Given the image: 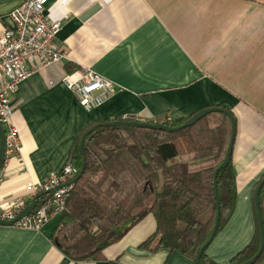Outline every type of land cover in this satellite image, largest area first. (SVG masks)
Returning <instances> with one entry per match:
<instances>
[{"label":"crops","instance_id":"obj_1","mask_svg":"<svg viewBox=\"0 0 264 264\" xmlns=\"http://www.w3.org/2000/svg\"><path fill=\"white\" fill-rule=\"evenodd\" d=\"M22 1L0 0V34ZM45 14L62 22L57 43L65 58L33 73L11 97L25 168L9 161L0 204L18 196L29 204L26 185L68 163L92 124L176 120L222 106L236 118L237 199L206 254L229 264L255 234L254 191L264 175V0H49ZM80 66L116 83L115 94L91 111L62 83ZM60 217L39 230L0 224V264H197L179 251L140 247L156 230L151 213L102 259L74 261L52 239Z\"/></svg>","mask_w":264,"mask_h":264},{"label":"trees","instance_id":"obj_2","mask_svg":"<svg viewBox=\"0 0 264 264\" xmlns=\"http://www.w3.org/2000/svg\"><path fill=\"white\" fill-rule=\"evenodd\" d=\"M191 116L157 122L176 126ZM231 132V120L222 112H211L177 132L100 125L85 139V171L69 190L53 242L74 261L102 259L108 246L121 240L151 213L156 219V230L140 247L150 252L160 248L179 251L196 261L214 225V173L226 156ZM83 133L68 159L79 169L83 161L79 149ZM217 183L221 204L219 232L229 222L236 205L237 181L232 158L219 172ZM260 203L264 222V185ZM254 209L255 234L229 264H243L259 250L255 204ZM263 260L264 249L254 264ZM201 263L217 264L207 258L206 250Z\"/></svg>","mask_w":264,"mask_h":264},{"label":"built area","instance_id":"obj_3","mask_svg":"<svg viewBox=\"0 0 264 264\" xmlns=\"http://www.w3.org/2000/svg\"><path fill=\"white\" fill-rule=\"evenodd\" d=\"M49 0H23L9 13L13 26L0 34V123L6 133V159L0 168V186L5 180L7 164L14 158L24 160L21 154V138L13 121L12 95L33 73L62 62L65 53L57 43L62 27L60 20H51L45 14ZM62 83L73 92L80 104L88 111L102 106L116 92V83L88 66H80L62 77ZM167 117L163 122H170ZM80 169L66 163L60 170L52 172L44 182H29L27 196L31 199L39 194L70 181ZM72 186H63L55 191L51 199L38 206L35 211L13 224L20 228L41 229L53 216L61 215L66 209L67 197ZM43 198V197H40ZM24 196L10 201L8 206L0 204V218L14 219L27 204Z\"/></svg>","mask_w":264,"mask_h":264},{"label":"water","instance_id":"obj_4","mask_svg":"<svg viewBox=\"0 0 264 264\" xmlns=\"http://www.w3.org/2000/svg\"><path fill=\"white\" fill-rule=\"evenodd\" d=\"M211 112H222L226 114L231 120L232 132H231L230 142L227 148L226 156L224 160L221 162V164L216 168L215 173H214V191H215V198L217 202V213H216L211 235L209 239L201 246V248L198 251L197 257H196V263L202 264L201 256L204 253V251L207 249V247L211 244L213 239L215 238L218 232L219 223H220L221 204H220L219 197H218L217 177H218L219 172L228 165V163L230 162L232 158L235 139H236V133H237L236 118L233 112L229 110L228 108H225L222 106H210V107L203 108L197 111L195 114H193L183 124L176 125V126L168 125V124L160 123L156 121H146V120L143 121V120H138V119H116L113 121H106L104 123L95 124L94 126L87 129L81 137L79 149L81 153L83 154V161H82V166H81V169L78 175L72 178L70 181L65 182L59 186H56L50 189L48 192L39 194L38 196L32 198L31 202L25 208H23L21 212L14 219L4 220L0 218V224L8 225V226L13 225L15 221L32 214L38 206L43 205L45 202L51 199V197L53 196V194L55 193L57 189L63 186H73L81 178V176L84 174V171H85V167L87 163V159L85 156V139L90 132L97 129L100 125L105 124L107 126H134V127L149 128V129L160 130V131L177 132V131L183 130L185 128H188L194 125L197 121H199L201 118H203L204 116H206L207 114ZM5 159H6V133H5V129L3 125L0 123V168L4 166ZM263 185H264V177L258 183L254 191V204H255L256 213L258 217V223L260 227V247H259L258 252L253 257H251L249 260L245 261L243 264H254L264 249V222L262 218L261 203H260V190L263 187ZM40 197H43V198H40Z\"/></svg>","mask_w":264,"mask_h":264}]
</instances>
